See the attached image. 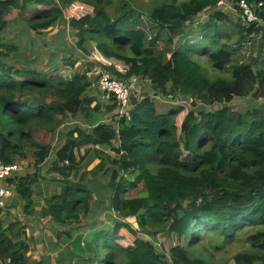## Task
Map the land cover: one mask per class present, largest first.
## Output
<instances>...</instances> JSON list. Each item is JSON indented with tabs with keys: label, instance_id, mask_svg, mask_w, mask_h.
Masks as SVG:
<instances>
[{
	"label": "trees",
	"instance_id": "16d2710c",
	"mask_svg": "<svg viewBox=\"0 0 264 264\" xmlns=\"http://www.w3.org/2000/svg\"><path fill=\"white\" fill-rule=\"evenodd\" d=\"M219 1L156 0L150 17L158 28L144 31L119 28L105 0H0V160L32 157L35 166L33 174L10 180L17 195L12 204H23L27 217L50 218L70 237L75 227L92 224L98 204H109L119 220L94 235L87 264H212L197 253L200 246L222 249L239 240L251 249L224 264H264V26H243L239 42L225 41L219 24L234 20L217 10ZM249 1L263 2L264 22V0ZM14 12L39 36L64 21L76 38L70 52H83L85 64L71 54L75 59L35 69L26 52L33 55V46L24 51L7 41ZM202 16L207 23L200 24L199 42H178ZM257 36L258 56L244 60L237 53ZM194 54L207 55L216 71L231 69V76L209 80ZM96 65L117 79L136 75L145 83L138 94L131 90L129 115L117 118V103L101 101ZM62 68L74 73L67 78ZM249 97L255 104L243 111H201ZM159 98L181 101L164 113ZM82 112L85 122L72 123ZM61 127L65 144L49 170L59 179L47 181L42 167L53 147L35 140L33 130L57 136ZM96 159L92 170L83 167ZM46 182H56L59 191L37 211L35 194ZM9 210L10 203L0 210V264H32L29 226L6 220ZM143 234L184 244L159 250ZM37 264H51V258Z\"/></svg>",
	"mask_w": 264,
	"mask_h": 264
},
{
	"label": "rangeland",
	"instance_id": "374dc122",
	"mask_svg": "<svg viewBox=\"0 0 264 264\" xmlns=\"http://www.w3.org/2000/svg\"><path fill=\"white\" fill-rule=\"evenodd\" d=\"M156 5H157L156 0H105L104 6H105V11L108 13V15H110L113 19L120 20L118 24L119 28L123 30H130V29H134L136 26L139 25V27L142 28L144 31L145 30L150 31V29L158 28V24L154 22L150 17L152 11L156 8ZM17 12H14L11 15L12 19L10 20V22H13V25H9L6 28L5 35H8V43L13 44L14 46L15 45L20 46L23 48L24 51H26L25 48L28 47L29 45L27 41L31 39L29 37V34L31 35L33 33L30 32L28 28V24L23 21V19L20 17L19 13ZM205 18H206L205 16L198 18V20L196 21V25H194L192 29H190V31L183 38L178 39V42H199V34L200 31L203 29V27L200 26V24L202 25L203 23H207L205 22ZM232 18L234 20L233 23L221 22L219 25L220 28L222 29L223 35L225 37H229V39L227 38L225 41L232 42L234 44L235 42H239L238 34L241 27H243V25L238 16L237 17L234 16ZM65 19L68 20L67 18ZM58 29L60 30L59 38H56L55 37L56 35L52 34V32L58 31ZM22 32H26V35H24ZM27 32L29 33L27 34ZM23 38H24V42H23ZM17 40L21 42H16ZM249 40L253 42V45L247 44L248 46L246 50L243 51L242 49L239 53H237L239 54V56H243L244 60H249L250 56H253V58H256L258 56L259 43L254 44V42H260V37L257 36ZM75 42H76V38L74 35H72L71 30L67 26H63L61 24L58 25L57 28H54L53 30H50L47 33H45L41 38V42H30V43L38 44L37 45L38 48L37 46L33 45V48H37L38 50V53L36 55H39V59H36V62L33 65L34 68L37 70H48L52 66L57 65L58 62L61 61L60 59L61 54H59V52L60 51L63 52V50H65L64 48L65 44L69 43L70 46L74 47ZM55 46L59 52H56V50L55 51L52 50L54 49L52 47ZM87 48L89 49L90 52L93 51V46H91V43L88 44ZM73 53H75L76 57L81 59L82 64H85V61L83 60V58H85L84 57L85 54L83 52L77 50H75L74 52H70V54L72 55ZM201 54L200 55L194 54L191 57L192 60L200 66L201 73L203 74L204 77L212 81L218 77L229 78L231 76V69L224 72L216 71L212 67V62L209 59V57L207 55L203 56ZM51 58H53V60ZM47 60H50L49 65H46ZM62 71L61 74L67 78L71 77L72 74L74 73V69L71 68H64ZM102 71L103 68H100L99 66L96 65L93 73L99 75V73ZM135 77L141 80L140 77L136 75H133L128 79ZM144 86H146L145 83H139V85L137 86L138 88L136 87L133 90L135 91L136 94H138L139 92H141ZM157 100H158L159 111L164 113L169 112L171 109L178 107L181 101L180 99L175 101L167 98H159ZM253 104L255 103L250 99V97L247 99L237 98L226 106L225 105L206 106L205 108L201 109V111L205 114H210L217 111H223L225 107L226 108L230 107L236 110L243 111L246 110L247 107ZM109 116L110 115H106V117ZM71 122L84 123L85 120H84L83 112L78 117L73 118ZM65 129L66 127H61L60 132H63ZM33 136L35 140L43 144L52 145L53 143H55L56 140V135L46 133L37 128L33 130ZM28 159L29 160L19 159V161L24 163V165L22 171L19 173L18 176H22L28 173L33 174L35 172L34 158L29 157ZM49 162H51V159L50 160L48 159V162L44 166V168L48 166ZM48 173L49 172L45 171V176H46L45 178L47 179V181L52 179V177L48 175ZM131 178H133V176ZM44 187L45 186H43L42 183L39 184V188L41 190L43 189L45 190ZM43 196L44 194L41 192L39 193L37 192L35 194V198L36 200H38V202L39 200L40 201L44 200V198H41ZM21 213L22 214H20L19 210H15L13 213L7 216L8 221L12 222L19 220L23 223H27L28 221L25 218L24 209H22ZM21 217L24 218V220H21L20 219ZM96 218H97L96 223L93 222L94 224L92 223L89 225H82L80 227H75L74 229H72L70 232L71 237L63 233H61L63 234L62 236H60L61 238L58 237L57 232H61V230L63 231V228L54 227L46 219L44 220L39 219L38 223L29 222L28 224L29 229H27V234L30 231L35 232V234L38 233L40 234V239H41L40 246H43L45 255L49 254L48 256L52 259V264H87L86 258L91 254L89 245L92 244L94 235H96L100 231L112 230L116 222L119 220V216L116 215L113 211L105 212L100 216L98 215ZM125 221L130 222L136 228L138 227L135 219L129 218L126 219ZM48 237H52L53 239L48 240ZM142 238L150 241L151 243L156 244L159 250L162 248L164 250H169L172 246H176L179 243L182 245L184 244V241L180 242L175 237L169 240L168 238L160 235L158 236V239L156 241L153 238L143 234ZM69 248L72 249L73 253L68 254L71 250ZM205 248L207 249V251H205L204 248L200 246L199 249L197 250V253L204 252L205 254H207L208 257L211 259L212 264H224L226 261L234 257L236 254L240 253L241 251L251 249L249 243L243 240L231 242L222 249H216L210 244L205 243ZM59 252H67L68 255L66 257H60Z\"/></svg>",
	"mask_w": 264,
	"mask_h": 264
},
{
	"label": "built area",
	"instance_id": "2783aa9c",
	"mask_svg": "<svg viewBox=\"0 0 264 264\" xmlns=\"http://www.w3.org/2000/svg\"><path fill=\"white\" fill-rule=\"evenodd\" d=\"M263 7V2L254 3L249 0H238L230 2L228 0H220L217 3V10H220L229 16H238L242 25L248 27L252 24L264 25V22L259 17L260 9ZM100 79L97 86L104 93V99L117 103L116 108L117 118L120 116L129 115L131 109V90L136 88L140 80L139 78H131L120 80L107 72L99 73ZM68 164V161H66ZM24 163L16 161L14 163H5L0 160V210L6 209L9 206L10 199L13 196L15 185L10 183V180L17 177L23 169Z\"/></svg>",
	"mask_w": 264,
	"mask_h": 264
},
{
	"label": "crops",
	"instance_id": "0c3cea01",
	"mask_svg": "<svg viewBox=\"0 0 264 264\" xmlns=\"http://www.w3.org/2000/svg\"><path fill=\"white\" fill-rule=\"evenodd\" d=\"M63 25V26H67V24L64 22V21H59V23L54 27V28H57L58 27V25ZM68 27V26H67ZM54 28H51L50 30H53ZM49 30V31H50ZM59 29H58V31H54V32H52V34H55L56 36V38H59ZM30 32H32L33 34H29V37L31 38L30 40H28L27 42H28V47H26V48H30V45H35V46H37L38 44H35V43H30V42H41V38H42V36L45 34V33H47L48 31H46L45 33H43V35L42 36H39V35H36L35 34V32H33V31H31L30 30ZM24 35H26V32H22ZM21 33V34H22ZM29 32H27V34H28ZM18 34V33H17ZM7 36V41H8V35H6ZM14 42V41H13ZM16 42H21V41H19V40H17ZM23 42H24V38H23ZM63 42H65V41H63ZM72 47V46H71ZM26 48H25V50H26ZM37 48H38V46H37ZM37 48H32L31 49V51L33 52V55L31 54V52H29V51H26L27 52V54L29 55H32V56H30L29 55V57H30V59H32L33 61H32V63H35L36 62V59H39V55H36L37 53H38V50H37ZM52 48H54V49H52ZM51 49L52 50H56V52H59L58 51V49H56V46L55 47H52ZM65 50H63V52L62 51H60L59 52V54H61L60 55V59H62V58H69V57H73V56H71V54H70V44L69 43H67V44H65ZM73 55H75V53H73ZM76 56V55H75ZM56 58V57H55ZM74 59H75V57H73ZM76 58H78V57H76ZM81 60V59H80ZM84 60V59H83ZM52 62V61H51ZM60 62V61H59ZM59 62H58V64H59ZM82 62V61H81ZM50 64V60H47V64L46 65H49ZM64 68H62L61 69V71L63 70ZM59 72V73H62V72ZM101 101H103V102H107L105 99H104V97H103V95L101 96ZM95 105V103L94 104H92V106H94ZM60 131L57 133V136H56V140H55V143H53L52 144V147H53V152H52V154H51V157L49 158V160L51 159V160H56L57 159V156H56V154H57V152H58V150L65 144V141L64 140H60ZM27 160H29V159H27ZM47 162H48V160L45 162V164L43 165V168H44V166L47 164ZM87 163V162H86ZM86 163L84 164V168L85 169H87V170H92L98 163H99V161L96 159V160H94V161H92V163L88 166V167H86L85 165H86ZM83 168V169H84ZM84 169V170H85ZM48 175H50L51 177H52V179L51 180H58L59 179V177L58 176H56V175H54V174H50V173H48ZM43 186H45L44 188H45V190L43 189V190H41V189H39V191H38V193L39 192H41V193H43L44 194V196L43 197H41V198H47V197H49L53 192H54V190L56 189V191H59V186L57 185V183L56 182H46L45 184H43ZM97 190H98V194L100 193H103L102 192V190L100 189V188H97ZM16 198H17V195H16V193H15V190H14V192H13V196L11 197V199H10V210L8 211V214H11V213H13L15 210H19L20 211V214H22L21 212H22V208H23V204H19L18 205V207H15V205L14 204H12L15 200H16ZM95 198H97V196L95 195ZM102 198H106V196H103ZM102 200H105V199H102ZM101 200V201H102ZM98 205H100V211H98L97 212V216L99 215H102L103 213H105V212H109V211H112L111 209H109L108 208V205L109 204H106V203H104V204H98ZM44 205H43V201H40L39 200V204H37V206H36V210L37 211H39V209L40 208H42ZM10 212V213H9ZM7 214V215H8ZM97 216H95V218L92 220V223L94 222V223H96V217ZM7 217V216H6ZM22 217H23V215H22ZM20 218L21 220H24V218ZM25 218L27 219V223L26 224H29V222L30 223H34V222H36V223H38L39 222V220L38 219H36L35 217H33V218H30V217H27L26 215H25ZM6 220H8V217L6 218ZM47 221H49L54 227H59V226H57V225H54L53 224V222L51 221V219L50 218H47L46 219ZM93 223V224H94ZM25 224V223H24ZM29 229V228H28ZM61 232H62V230H61ZM61 232H57V234L58 233H61ZM27 238H28V240H32L31 241V243H30V245H31V248H32V250H31V252L28 254V256H30V262L32 263V264H37L38 262H40V261H42L44 258H48L49 256V254H46L45 255V253H44V248H43V246H40V234L38 233V234H35V232H33V231H30L28 234H27ZM53 238L52 237H48V240H52ZM34 244V245H33ZM61 252H59V256H61V254H60ZM66 257V256H65ZM51 264H52V259H51Z\"/></svg>",
	"mask_w": 264,
	"mask_h": 264
},
{
	"label": "water",
	"instance_id": "95a60500",
	"mask_svg": "<svg viewBox=\"0 0 264 264\" xmlns=\"http://www.w3.org/2000/svg\"><path fill=\"white\" fill-rule=\"evenodd\" d=\"M54 162V160H51V162L48 163V166H46V168H43L42 169V175L45 176V171L49 172L51 166H52V163ZM46 177V176H45Z\"/></svg>",
	"mask_w": 264,
	"mask_h": 264
}]
</instances>
